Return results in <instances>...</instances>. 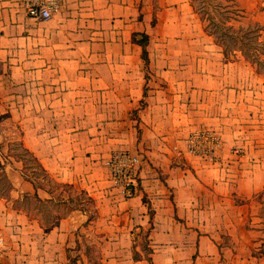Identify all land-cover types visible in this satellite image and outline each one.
<instances>
[{"label":"crops","instance_id":"0c3cea01","mask_svg":"<svg viewBox=\"0 0 264 264\" xmlns=\"http://www.w3.org/2000/svg\"><path fill=\"white\" fill-rule=\"evenodd\" d=\"M133 32L149 37L146 63ZM0 105L50 180L83 190L95 215L54 207L47 224L14 206L25 194L63 199L8 162L0 264H69L88 229L102 235L103 264H150L130 251L138 230L147 231L152 264H218L220 232L240 233L248 247L246 198L264 187V78L225 56L189 0H63L44 20L0 0ZM196 127L220 131L216 160L183 149ZM117 148L141 157L139 188L127 198L104 163ZM81 254L73 264H87ZM261 254L235 252V262L264 264Z\"/></svg>","mask_w":264,"mask_h":264},{"label":"rangeland","instance_id":"374dc122","mask_svg":"<svg viewBox=\"0 0 264 264\" xmlns=\"http://www.w3.org/2000/svg\"><path fill=\"white\" fill-rule=\"evenodd\" d=\"M189 1L198 9L196 13L202 25H207V33L215 32L217 34H210L213 40L215 42L217 40L219 42L222 41L223 44L217 43L226 50L230 57L236 58L239 56L240 58L246 59L244 55L249 56L250 59L246 60L264 78V0ZM192 3L191 5H193ZM4 107L5 105H0V111H4L0 112V133L2 134V141H0V194L6 189L5 183L7 180H10L4 168V165L8 162L12 163L13 169L11 168V171L15 174L21 171V175L29 179L32 177L36 182H39L42 177L45 178L44 180L49 179L48 175L38 165L37 159L26 150L21 139L20 123L17 120L7 117L8 113L5 112ZM222 144L223 137L221 135V147L214 157L196 156L204 158L205 160L214 161L219 157ZM130 151L138 155L140 162L141 157L139 153ZM48 182L54 194L62 198L63 201L56 200L52 203L39 202L34 195H29V198L23 196L15 199L12 202L13 205L28 207L33 214L35 213V216H39L42 213L43 215L39 218L47 224L54 219V207H57L62 212H65L67 208L71 207H83L86 208L88 216L91 215L92 217L94 214V206L92 205L90 196L83 190H79L69 183L59 182L55 185L51 180H48ZM138 188L139 182L137 184V190ZM246 201L249 202L250 209L253 211L252 216L249 217V224H247L248 228L252 230L249 233L248 247L246 248L243 243H240L243 238L240 233L236 237L230 235L228 232L218 233L217 238L222 246V257L218 264H238L235 262L234 254L239 251L242 254L251 253L254 256L262 257L261 252H264V187L258 193L247 197ZM101 236V233H97L91 229L81 232L78 247L69 252V264H73L76 259L81 258V253L87 257V264H103L101 261ZM149 243L147 231L138 230L133 234L130 251L134 255L146 257L150 253L151 247ZM254 264L259 263L256 262Z\"/></svg>","mask_w":264,"mask_h":264},{"label":"built area","instance_id":"2783aa9c","mask_svg":"<svg viewBox=\"0 0 264 264\" xmlns=\"http://www.w3.org/2000/svg\"><path fill=\"white\" fill-rule=\"evenodd\" d=\"M21 9L37 19H48L57 14L63 0H19ZM184 150L188 153L214 157L221 147V134L216 129L196 127L183 138ZM111 185L119 189L122 197H131L137 190V167L139 157L128 149H114L104 160ZM4 239L0 236V252Z\"/></svg>","mask_w":264,"mask_h":264},{"label":"trees","instance_id":"16d2710c","mask_svg":"<svg viewBox=\"0 0 264 264\" xmlns=\"http://www.w3.org/2000/svg\"><path fill=\"white\" fill-rule=\"evenodd\" d=\"M192 3V2H191ZM193 4V3H192ZM193 6V9L195 8V12L197 11L198 12V9L194 6V4L192 5ZM206 27H207V25H204V29L206 30ZM138 33L137 32H133V35H132V38H133V40H135V41H137L138 43H140L141 45H142V57H143V60L145 61V63L147 62V49H146V45H147V43H148V40H149V37H148V35L146 34V33H140V37H137L136 35H137ZM210 34H216L215 32H210ZM217 35V34H216ZM217 42L218 43H220V44H223L222 43V41L221 42H219V40H217ZM223 51H224V54H225V56H227V57H229V58H234V57H230L229 55H228V53L226 52V50L223 48ZM245 56V58L246 59H250L249 58V56H247V55H244ZM26 148V147H25ZM26 150L29 152V153H31L33 156H34V158H36L37 159V161H38V165L40 166V168L42 169V171L47 175V172H46V170H45V168L43 167V165L40 163V161L38 160V158L30 151V150H28L27 148H26ZM32 178V177H31ZM49 178V177H48ZM34 179V178H33ZM42 179L44 180L45 178L44 177H42ZM46 180H50V178L49 179H46ZM52 183H54L55 185H57L58 183L57 182H55V181H52ZM5 187H6V189L4 190V192L2 193V194H0V196H8L9 195V191H10V189L13 187V185H12V183H11V181L10 180H7V182L5 183ZM24 196H29V195H24ZM35 197H36V199H38L39 201H41V199H39L38 197H37V195H34ZM90 200L91 201H93V199L90 197ZM92 217H94V214L92 215ZM91 217V215L88 217V219H91L92 218ZM152 252V248H150V253ZM150 253H149V255L148 256H146L145 258L149 261V263L150 264H152V258H151V255H150ZM133 256L135 257V258H138L139 256H137V255H134L133 254Z\"/></svg>","mask_w":264,"mask_h":264}]
</instances>
